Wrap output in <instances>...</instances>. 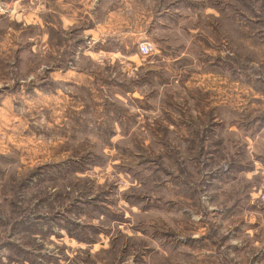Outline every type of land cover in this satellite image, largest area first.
<instances>
[{
	"label": "rangeland",
	"instance_id": "rangeland-1",
	"mask_svg": "<svg viewBox=\"0 0 264 264\" xmlns=\"http://www.w3.org/2000/svg\"><path fill=\"white\" fill-rule=\"evenodd\" d=\"M119 4L0 0V264H264V0H125L135 57L83 39Z\"/></svg>",
	"mask_w": 264,
	"mask_h": 264
},
{
	"label": "crops",
	"instance_id": "crops-1",
	"mask_svg": "<svg viewBox=\"0 0 264 264\" xmlns=\"http://www.w3.org/2000/svg\"><path fill=\"white\" fill-rule=\"evenodd\" d=\"M102 1L103 0H57L61 7H69V16L74 15L72 18H66V16L61 18L58 17L57 29L58 22L61 28H65V24L73 25L77 23L78 18H75V16L78 13L77 8L79 6L82 8L85 7V9L90 7V10H92L95 5L101 4ZM124 1L125 0H122V4L108 9L105 17L100 20L96 18H87V24L81 28L83 32V39H91L95 42V44H97L98 50L96 52L101 51L118 57L125 54L135 57L134 54L136 53L134 52V49L138 46L139 42L141 40L152 41L154 38L150 34L151 32H142L141 25L144 21H146L147 18H142L139 16L138 18H129L130 14H134L136 12V4L130 8H124ZM146 22H149L150 24L147 30L159 29L161 26L160 19L155 16L153 12H151V17L148 18ZM154 45L156 47L155 42ZM159 52L160 51L157 49L156 52L149 58H152L156 54L158 55ZM164 67H167V65H164ZM97 77H99L97 74L79 70L73 65H64L60 67L57 66V80L62 82L71 83L74 85H82V82L86 81V85H89L93 81H96ZM105 81H109L110 84V82L116 83L119 80L116 81L115 79H110ZM119 85L122 86V83L119 82ZM135 92L133 93L134 101L140 99V97H138Z\"/></svg>",
	"mask_w": 264,
	"mask_h": 264
},
{
	"label": "built area",
	"instance_id": "built-area-1",
	"mask_svg": "<svg viewBox=\"0 0 264 264\" xmlns=\"http://www.w3.org/2000/svg\"><path fill=\"white\" fill-rule=\"evenodd\" d=\"M155 45L150 41H144L140 44V53L143 57H150L155 53Z\"/></svg>",
	"mask_w": 264,
	"mask_h": 264
}]
</instances>
